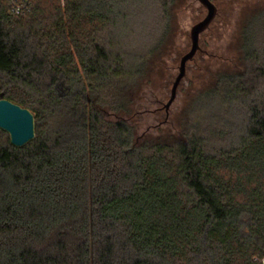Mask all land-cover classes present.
Instances as JSON below:
<instances>
[{
  "label": "trees",
  "instance_id": "16d2710c",
  "mask_svg": "<svg viewBox=\"0 0 264 264\" xmlns=\"http://www.w3.org/2000/svg\"><path fill=\"white\" fill-rule=\"evenodd\" d=\"M172 2L34 0L12 16L0 0V98L34 116L22 147L0 129V264L264 257V10L241 31L243 69L219 76L205 93L219 107L180 143L139 146L100 113L127 111Z\"/></svg>",
  "mask_w": 264,
  "mask_h": 264
},
{
  "label": "rangeland",
  "instance_id": "374dc122",
  "mask_svg": "<svg viewBox=\"0 0 264 264\" xmlns=\"http://www.w3.org/2000/svg\"><path fill=\"white\" fill-rule=\"evenodd\" d=\"M212 1L218 13L199 37L207 53L186 64L185 76L167 113L164 109L160 113L157 108H164L171 94L180 57L190 48L191 26L205 15V9L197 0H173L170 4L169 31L149 60L145 75L132 83L127 93L130 99L127 111L101 108L100 113L106 120H123L132 127L137 145H176L194 134L196 127L205 126L221 103L217 97L205 98V93L221 74L243 69L241 31L247 18L264 10V0ZM58 90L64 93L63 87Z\"/></svg>",
  "mask_w": 264,
  "mask_h": 264
},
{
  "label": "water",
  "instance_id": "95a60500",
  "mask_svg": "<svg viewBox=\"0 0 264 264\" xmlns=\"http://www.w3.org/2000/svg\"><path fill=\"white\" fill-rule=\"evenodd\" d=\"M197 1L205 9V15L201 20L193 24L189 30L190 48L180 57L178 74L172 83L171 94L165 104V108L174 100L176 89L185 76L186 64L192 61L195 52L199 48L200 35L209 28L218 13L217 6L213 1ZM0 129L8 134L11 145L22 147L34 137V116L27 108L0 98Z\"/></svg>",
  "mask_w": 264,
  "mask_h": 264
},
{
  "label": "built area",
  "instance_id": "2783aa9c",
  "mask_svg": "<svg viewBox=\"0 0 264 264\" xmlns=\"http://www.w3.org/2000/svg\"><path fill=\"white\" fill-rule=\"evenodd\" d=\"M8 13L12 16H23L28 14L33 6L34 0H5ZM257 264H264V257L256 260Z\"/></svg>",
  "mask_w": 264,
  "mask_h": 264
},
{
  "label": "flooded vegetation",
  "instance_id": "af4514ba",
  "mask_svg": "<svg viewBox=\"0 0 264 264\" xmlns=\"http://www.w3.org/2000/svg\"><path fill=\"white\" fill-rule=\"evenodd\" d=\"M213 21H214V20H213ZM202 34H203V33H202ZM198 45H199V48H198L197 51L195 52L192 61H194V60L196 59L197 56H199V55H201V54H206V53H207L206 50H204L202 43L200 42V38H199V41H198ZM188 50H189V49H188ZM188 50H187V51H188ZM187 51H186V52H187ZM189 62H191V61H189ZM187 63H188V62H187ZM185 69H186V67H185ZM160 102H161V101H160ZM160 102H159V104H160ZM162 109H164L165 112L167 113V108H165V105H164V108H163V106L157 108V111H159V112L161 113ZM160 115H161V114H160Z\"/></svg>",
  "mask_w": 264,
  "mask_h": 264
}]
</instances>
